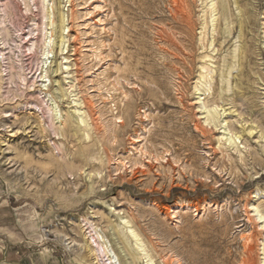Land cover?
Wrapping results in <instances>:
<instances>
[{
    "label": "rangeland",
    "instance_id": "1",
    "mask_svg": "<svg viewBox=\"0 0 264 264\" xmlns=\"http://www.w3.org/2000/svg\"><path fill=\"white\" fill-rule=\"evenodd\" d=\"M2 8L0 264H264V0Z\"/></svg>",
    "mask_w": 264,
    "mask_h": 264
},
{
    "label": "bare ground",
    "instance_id": "2",
    "mask_svg": "<svg viewBox=\"0 0 264 264\" xmlns=\"http://www.w3.org/2000/svg\"><path fill=\"white\" fill-rule=\"evenodd\" d=\"M45 2H46V0H40V4H41V7L44 9V6H45ZM25 3V2H24ZM5 15H7L6 14V10L5 9H3L2 8V0H0V56L2 57V48H3V46H4V42H3V38H2V34H1V25H2V21H3V17L5 16ZM42 88V87H41ZM44 88V87H43ZM71 117V116H70ZM73 119H74V117H73ZM215 118H214V115L213 114H208V120L210 121V122H212L213 120H214ZM82 124H83V122H82V119L81 120H79ZM198 126V125H197ZM256 237V236H255ZM247 242H249V239H248V241ZM258 242V241H257ZM250 243V242H249ZM248 243V244H249ZM248 244H246V246L248 245ZM246 246H245V248H246ZM247 258H246V260L244 261V264H260V262L258 263V260H257V258H256V254H255V252H256V245L254 244V243H252V244H249L248 246H247ZM244 257H246V256H244Z\"/></svg>",
    "mask_w": 264,
    "mask_h": 264
}]
</instances>
